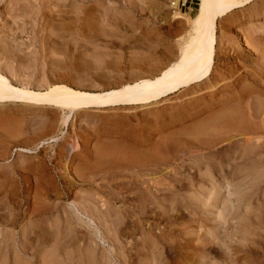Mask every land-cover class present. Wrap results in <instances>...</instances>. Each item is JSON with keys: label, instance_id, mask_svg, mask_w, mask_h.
<instances>
[{"label": "rangeland", "instance_id": "obj_1", "mask_svg": "<svg viewBox=\"0 0 264 264\" xmlns=\"http://www.w3.org/2000/svg\"><path fill=\"white\" fill-rule=\"evenodd\" d=\"M198 2L86 0L87 8L84 10L90 14L94 12L92 19H95L96 14L99 20L98 11L101 10L110 17V21L116 18L124 26L120 28L119 34L110 26V35L101 40H87L77 36L72 26H61L63 22L69 23L75 14H81L83 9L77 8L79 0H0V72L8 76L13 84L36 89H45L55 83L78 89L76 84H83L82 89L88 85L94 90H101L103 85V89H108L105 83L123 74L120 72L123 68L127 72L134 70L131 63L146 60L150 49L160 50L157 45L174 51L178 49L176 43L188 38L190 25L188 19L177 18L182 12L193 19ZM255 13L263 15L264 3H252L236 10L231 17L223 16L218 20L219 59H216L212 76L217 75L219 69L227 74L230 71L231 74L223 73L227 79L220 89L213 93L202 90L197 98L204 101L209 97L211 99V96L217 99L227 93H239V90L240 93L245 92L244 100H235L229 106L225 105L226 108L223 106L227 110V115L223 117H213L214 111L223 110V107H217L214 111L206 110L197 115L177 118L175 114L178 106H183L188 99L186 96L176 98L177 94L174 93L152 107L81 110L69 123H64L66 111L54 107H34L23 103L0 106V261L7 259L0 264H147L149 260L142 259L146 250L145 241H160L159 238H163L162 256L152 264H203L207 261L213 264H264V162L256 163L248 159L250 151L242 150V141L246 136L258 134L260 141L264 142V116L260 117L261 120L258 118L253 121L248 115V104L255 97L258 96L264 105V23L263 19L260 20L262 15L254 16ZM250 23H257L258 27L248 32ZM235 29L238 33H234ZM237 38L241 44L237 52L246 55V60L238 59L243 54L238 55L232 45ZM64 77L68 80L56 81ZM158 110L163 111L165 117L156 120L146 114ZM131 113L135 115L131 120H113L116 115L123 117ZM225 118L233 119L229 121L231 124L225 123ZM45 120L49 124L41 123ZM246 126H249L248 130ZM246 130L252 134L249 135ZM135 149L137 153L145 154L142 163L129 169H108V174L97 172L96 166L100 162L97 160L100 157L116 162L124 159L128 152H135ZM67 153L69 157L63 165ZM195 153L200 157L192 161ZM260 158L264 160V154L258 160ZM103 160L101 162H108ZM255 163L259 164L255 167ZM95 168L97 170L94 172ZM141 168L146 173L144 177L151 178V182L155 180L165 184L169 178L177 176L180 179L178 182L170 181L174 185L177 183L175 187L178 186L173 199L169 198L171 192H157L152 188L154 194L160 193L159 200H165L160 204L165 206L166 214L155 208L160 206L159 203L152 204L155 210L148 201L141 206V200L139 202L130 193L144 189V185L140 189L139 183L128 177L131 169ZM201 171L213 176L220 184L214 188L221 189L217 202L213 201L212 195L207 194L204 187L206 185L207 188L208 182L201 177ZM221 175H224L223 179L227 178L223 180ZM89 179L91 183L87 182ZM189 190H197L201 195L191 200ZM110 191L112 196L113 191L118 192L116 194L120 200L111 197L108 194ZM178 192L181 195H177ZM187 195L185 204L183 197ZM88 197L94 198L92 203L87 200ZM81 202H89L90 206H85L89 207L91 214L94 213L92 221L75 208L74 205H83ZM101 204L113 212L111 210L109 215L103 216L97 212V209L102 208ZM115 211L122 215L118 223L114 219L117 216ZM224 217L229 220L226 225L221 219ZM133 220H136L135 224ZM188 220H193L194 224H186ZM120 227H123V232L117 229ZM187 227L192 228V233L186 232ZM210 233L217 234L216 241L224 245L225 249L221 248L224 257L210 253L201 258L193 251L200 243L199 237L208 239ZM116 254L121 255L118 257Z\"/></svg>", "mask_w": 264, "mask_h": 264}, {"label": "bare ground", "instance_id": "obj_2", "mask_svg": "<svg viewBox=\"0 0 264 264\" xmlns=\"http://www.w3.org/2000/svg\"><path fill=\"white\" fill-rule=\"evenodd\" d=\"M86 0H79V4H78V9H83V11L81 12V14H75V16H73L69 23H65V22H61L62 25L61 26H66V25H70L72 26L73 32L77 34V36H81L84 38H87V40H94V39H103L104 37L110 35L111 31L110 29H108L110 26L112 27L111 29H113L114 32H117L119 34L120 28H123L124 26L121 25V22H117L116 18L115 19H111L112 21H110V17L108 18L107 14L104 13V11H98V18L96 19L97 15L95 14V19H92L91 17L93 16L92 14H90L89 11H86V9L84 10V8L86 7L85 4ZM264 3V0H199L198 2V7L196 8V12L193 15V19H190L189 15L187 13H182L179 14V17L177 19H181V18H186L189 20V25L190 27L188 28V38L186 40H181L179 42L176 43L177 48L175 51L172 49L170 50L167 47H160L157 45L158 48H161L160 50H155V48L150 49V54L147 55L146 60H143V62L140 60L138 61H133L131 64L133 65L132 68H135L134 70H130V72H127V70H125L124 68L122 69V71H120L121 73L123 72V74H119L120 76H116L112 81H109L107 83H105V85H107L109 88L108 89H103V85H102V89L101 90H94V88L92 87H88V85L86 87H88L87 89H84L86 87H83V84H76L78 88H74L71 87L69 85H64V84H54L51 85L45 89H36V88H31L28 87L26 85H16L13 84L12 81L10 80V78L8 76H6L5 74L0 72V106H5L7 104L10 103H23L26 104L28 106H40V107H54L57 109H61L65 112L64 114V123L70 121H73V118L75 117V115L81 111V110H85V109H102V108H118L120 109H125L127 107V109H134L137 108L138 106L145 107V106H156L157 104H159L160 102H162L163 100H165V98H168L167 96L169 95H173L177 94V96H175L176 98H182L183 96L188 99V101L184 100L185 104L183 106H178L177 112H176V116L177 118H186L188 116L191 115H197L198 113L202 112V111H206V110H213L216 109L217 107H223V106H227L228 104H230L231 102L237 100V101H241L243 99V97L246 95L245 92H241L239 90V93H227L224 94L223 96H221L220 98L218 97L216 98H212L211 99L208 98V100H204L201 101V99L199 100L197 98V95H199L200 91H208V92H215L216 90L221 88V85L224 84V80H226L227 76L226 75H230V71L227 74L226 71V75H224L225 73L222 72L220 69L218 70L217 75L215 74L214 76H212V74L214 73V69H215V62L219 59L217 57L218 55V44H219V38H218V20L219 18L223 17V16H229L230 17L232 15H234V12L238 9H241L245 6H250V4L252 3ZM98 3V2H97ZM255 5V4H253ZM252 5V6H253ZM88 6V5H87ZM97 6V5H96ZM99 7V6H98ZM97 7V8H98ZM87 8V7H86ZM89 8V7H88ZM263 8V7H262ZM102 9V8H101ZM144 9V8H143ZM250 9V8H249ZM255 9V8H254ZM253 9V10H254ZM95 10V9H94ZM99 10V8L97 9ZM96 11V10H95ZM43 12V11H42ZM97 12V11H96ZM247 12V11H246ZM256 12V11H255ZM258 12V11H257ZM110 13V12H109ZM113 13V12H112ZM180 13V11H179ZM173 14V13H172ZM241 14V12H240ZM250 14V13H249ZM43 15V13H42ZM91 15V16H90ZM116 15V14H115ZM119 15V14H118ZM178 15V14H177ZM176 15V16H177ZM258 15H262L260 13H255L254 16H258ZM117 16V15H116ZM160 16V15H159ZM112 17V16H111ZM114 17V16H113ZM112 17V18H113ZM251 17V16H250ZM248 18V17H247ZM237 19V18H236ZM263 19V20H262ZM225 20V19H224ZM264 23V13L261 16V19ZM181 21V20H180ZM185 21V20H184ZM253 21V20H252ZM127 22V21H126ZM186 22V21H185ZM232 22V21H231ZM256 22V21H255ZM49 23V22H48ZM60 23V22H59ZM181 23V22H180ZM51 24V23H49ZM57 24V23H56ZM188 24V22H187ZM246 24V23H245ZM177 25V24H176ZM261 25V24H260ZM185 26V25H184ZM183 26V27H184ZM188 26V25H187ZM257 23H250V25L248 26V32L253 31L251 29L256 28ZM49 27V26H48ZM47 27V28H48ZM229 27V26H228ZM46 28V27H45ZM50 28V27H49ZM61 28V27H60ZM69 28V27H68ZM135 29V28H134ZM177 29V28H176ZM240 29V28H239ZM244 29V28H243ZM180 31V30H179ZM238 33L237 29L234 30V33ZM247 31V30H246ZM57 32V31H56ZM161 32V31H160ZM46 33V32H45ZM53 33V32H52ZM69 33V32H68ZM71 34V33H70ZM123 34V33H122ZM249 34V33H248ZM54 35V34H49ZM57 35V34H55ZM222 35V34H221ZM229 35V34H228ZM45 36V35H44ZM251 36V34H250ZM103 37V38H102ZM222 37V36H221ZM63 38V37H62ZM75 38V37H74ZM77 38V37H76ZM116 38V37H115ZM159 38V37H158ZM245 38V37H244ZM234 39V38H233ZM49 40V39H48ZM231 40V39H230ZM229 40V41H230ZM159 41V40H158ZM257 41V40H256ZM163 43V42H161ZM174 43V42H173ZM232 43V42H231ZM1 44V43H0ZM160 44V43H158ZM162 45V44H161ZM170 45V44H169ZM168 45V46H169ZM234 48L236 49V53L237 49L240 47V40L237 38L233 44ZM135 46V45H134ZM156 46V45H155ZM165 46V45H164ZM228 46V45H227ZM146 47V46H145ZM229 47V46H228ZM173 48V47H172ZM233 48V49H234ZM243 48V47H242ZM149 48H147L148 50ZM231 49V48H230ZM234 49V50H235ZM101 50V49H100ZM151 50H155L153 53L151 52ZM220 50V49H219ZM146 52V50H144ZM230 52V50H228ZM109 52V51H108ZM220 52V51H219ZM226 52V51H225ZM235 52V51H234ZM244 52V51H243ZM149 53V52H148ZM228 53V52H227ZM240 53V52H239ZM238 55H242L239 54ZM255 53V52H254ZM248 54V53H247ZM225 55V54H224ZM227 55V54H226ZM231 55H234L231 53ZM230 55V56H231ZM237 55V56H238ZM251 55V54H250ZM228 56V55H227ZM236 57V55H234ZM223 57V56H222ZM226 57V56H225ZM224 57V58H225ZM251 57V56H250ZM218 58V59H217ZM223 58V59H224ZM228 59V57H226ZM225 58V59H226ZM246 58V55L244 56V54L240 57H238V59L240 60H244ZM217 59V60H216ZM233 60V59H230ZM228 60V61H230ZM237 60V58H236ZM238 60V61H239ZM240 60V61H241ZM246 60V59H245ZM227 61V60H226ZM231 62V61H230ZM251 62V61H250ZM232 63V62H231ZM237 64V62H235ZM245 63V62H244ZM238 64H242V63H238ZM219 65V64H218ZM233 65V64H232ZM231 65V67H232ZM245 65V64H244ZM110 66V65H109ZM230 66V65H229ZM228 66V68H229ZM236 66V65H235ZM243 66V65H242ZM244 67V66H243ZM120 68V67H118ZM219 68V67H218ZM67 69V68H66ZM226 69V68H225ZM232 69V68H231ZM229 69V70H231ZM1 70V69H0ZM6 71V70H5ZM217 71V70H216ZM215 71V72H216ZM239 71V70H238ZM119 72V71H118ZM232 72V71H231ZM224 73V74H223ZM115 75V74H114ZM101 77V76H100ZM257 77V76H256ZM229 78V77H228ZM52 79V78H51ZM101 79V78H100ZM231 79V78H230ZM255 79V78H254ZM65 80H68L64 78H58L56 81L57 82H64ZM109 80V78H108ZM107 80V81H108ZM74 81V80H72ZM74 83V82H73ZM79 83V82H78ZM82 83V82H81ZM264 84V83H263ZM85 86V83H84ZM94 86V85H93ZM97 87V86H96ZM106 87V86H105ZM101 88V85H100ZM99 89V87H98ZM235 89V88H234ZM249 90V89H248ZM237 91V90H236ZM253 91V90H252ZM177 92V93H176ZM220 94V93H219ZM251 94V93H250ZM257 94V93H256ZM255 94V95H256ZM258 95V94H257ZM219 96V95H218ZM183 97V98H184ZM216 97V96H215ZM254 97V96H253ZM245 98V97H244ZM251 99V98H249ZM259 97H255L254 99H252L249 104H248V115L250 116V118L254 119H258L262 116H264V105L263 102L259 101ZM183 100V99H182ZM203 100V99H202ZM244 100V99H243ZM264 101V100H263ZM234 103V102H233ZM181 104V103H180ZM225 106V108H226ZM229 106V105H228ZM238 106V105H237ZM129 107V108H128ZM236 107V106H235ZM234 107V109H235ZM223 107V110L221 109L218 111H214V115L213 117H223L225 115H227V110ZM239 108V107H238ZM218 109V108H217ZM233 109V108H232ZM245 109V108H243ZM159 111V110H158ZM148 112L146 114L151 115V117H154V119L158 120L160 118H163V116L165 115L163 113V111H159V112ZM166 111V110H165ZM164 111V112H165ZM232 111V110H231ZM235 111V110H234ZM240 111V110H239ZM190 112V113H189ZM217 112V113H216ZM80 113V112H79ZM166 113V112H165ZM235 113V112H234ZM246 114V113H245ZM114 115V114H113ZM124 115V114H123ZM131 113L130 114H125L123 117H121L120 115H116L113 120L115 121H119L121 119H125V120H131L132 118L135 117V115H133ZM173 115V114H171ZM229 115V114H228ZM85 117V116H84ZM145 117V116H144ZM165 117V116H164ZM172 117V116H171ZM193 117V116H192ZM236 117V116H235ZM140 118V117H139ZM143 119V117H141ZM233 118V117H232ZM238 118V117H237ZM251 118V119H252ZM141 119V120H142ZM210 119V118H209ZM223 119V118H222ZM63 120V119H62ZM173 120V119H172ZM226 122L225 123H230L233 119L228 120L227 118L224 119ZM261 120V118H260ZM264 120V119H263ZM91 121V120H90ZM152 121V120H151ZM230 121V122H229ZM259 121V120H258ZM257 121V123H258ZM112 122V121H111ZM41 123H44V125L46 123L49 124V122L42 121ZM69 123V122H68ZM87 123V122H86ZM89 123V122H88ZM91 123V122H90ZM98 123V122H97ZM250 125H252L251 122H249ZM95 124V123H94ZM161 124V123H160ZM203 124V123H202ZM231 124V123H230ZM43 125V124H42ZM47 125V124H46ZM121 125V124H120ZM197 125V124H196ZM228 125V124H227ZM255 125V124H254ZM263 125V124H262ZM94 126V125H93ZM163 127V126H162ZM230 127V126H229ZM231 128V127H230ZM249 126H246V129L248 130ZM252 128V127H251ZM250 128V130H251ZM245 129V128H244ZM261 129V128H260ZM92 130V129H91ZM102 130V129H101ZM235 131H238V129H233ZM246 130V132H248ZM245 131V130H244ZM253 131V128H252ZM251 131V132H252ZM243 132V131H242ZM241 134V133H240ZM246 134V133H245ZM249 134V132H248ZM252 134V133H250ZM249 134V135H250ZM258 135V134H257ZM246 136L242 143H243V148L242 150H248L250 152H248L249 158L250 160H255L254 162L257 163V161H263L264 160L261 158L258 160V158L260 156H262L264 154V142L260 141V137L258 136ZM262 135V133H261ZM129 136V135H128ZM140 138V137H139ZM146 138V137H145ZM54 140H56V138H53ZM166 139V138H165ZM144 140V139H143ZM240 140V139H238ZM242 140V139H241ZM169 141V140H168ZM122 142V141H121ZM171 142V141H170ZM69 143V142H66ZM178 143V142H177ZM235 143V142H234ZM233 143V145H234ZM72 144V143H71ZM70 144V145H71ZM164 144V142H163ZM240 144V143H239ZM236 145V144H235ZM65 146V145H64ZM242 146V145H241ZM68 147V146H67ZM66 148V146H65ZM64 148V149H65ZM137 148V147H136ZM237 148V147H236ZM235 148V149H236ZM22 149V148H21ZM28 150V149H27ZM76 150V149H75ZM131 150V149H130ZM195 150V149H194ZM241 150V149H240ZM30 151V150H29ZM68 151V150H67ZM127 151V150H126ZM132 151V150H131ZM128 152L126 156H124V159H121L119 161L116 162H109L108 159H104V160H108V162H105L103 160V157H100V161L99 164L96 166V168H98L99 173L104 172V174H106L108 171V169H117V167L120 169L122 167L129 169L132 168L133 166H137L138 164L143 162V157L145 156V154H141V153H137L136 149L135 152ZM193 151V150H192ZM221 151V150H220ZM62 152V151H61ZM196 152V151H194ZM224 152V151H223ZM247 152H245L247 154ZM66 153V151L64 152ZM146 153V152H145ZM191 153V152H190ZM203 153V152H202ZM212 153V152H210ZM242 153V152H239ZM244 153V154H245ZM103 154V153H102ZM187 154V153H186ZM192 154V153H191ZM198 154V153H197ZM205 154V153H204ZM201 156L206 157L205 155ZM208 154V153H207ZM221 154V153H220ZM225 154V153H224ZM247 154V155H248ZM61 155V154H60ZM87 155V154H86ZM101 155V154H100ZM105 155V154H103ZM193 155V154H192ZM88 158H90V155H87ZM108 156V155H107ZM189 156V155H188ZM191 156V155H190ZM194 156V155H193ZM241 156H243L241 154ZM68 153L65 155L64 159V164H66L67 160H68ZM92 157V156H91ZM106 157V156H105ZM104 157V158H105ZM181 157V156H180ZM197 157L200 156H196L195 153V158L192 159V161L194 159H197ZM207 157H209V155H207ZM212 157V156H211ZM244 157V156H243ZM122 158V157H121ZM145 158V157H144ZM147 158V157H146ZM246 158V160H247ZM93 159V158H92ZM128 159V161H126ZM186 159V158H185ZM201 159V158H200ZM207 159V158H206ZM216 159V158H215ZM245 159V158H244ZM101 160H103L104 162H101ZM173 160V159H172ZM112 161V160H110ZM152 161V160H151ZM203 161V158H202ZM208 161V159H207ZM145 162V161H144ZM196 162V161H195ZM201 162V161H200ZM251 162V161H250ZM148 163V162H147ZM182 163V162H181ZM252 163V162H251ZM254 164L255 167L258 164ZM204 165L206 164L205 162L203 163ZM120 165V166H119ZM123 165V166H121ZM201 165V164H200ZM263 166V165H261ZM259 167V166H258ZM95 168L94 172L97 170ZM144 168V167H143ZM131 169V172L129 174V178H131V181L133 182H138L139 183V187L140 189L142 188V185H144V189L142 188L141 191H139V189H137L136 191H130V193H132L135 198L137 197L139 202L141 200V206L142 203H145L146 201L149 202L150 205L152 204H160L163 202L164 199H161V195H159L160 193H155L152 191V188L157 191V192H162V191H169V193L171 192L169 198H172L174 196H176V187L178 188V186L175 187V185L177 184H171V180L173 181H179V178L176 177H172L169 178V181H165L166 185L164 183H162V181H150L151 178L147 177L145 178L144 176H146V173H144V169ZM177 168V167H175ZM179 168V167H178ZM206 168H208V166H206ZM205 168V169H206ZM242 168V167H241ZM240 168V169H241ZM159 169V168H158ZM200 169H202V167H200ZM238 169V168H237ZM244 169V168H243ZM24 170V169H23ZM193 170V169H192ZM198 170V169H197ZM65 171V169H64ZM67 171V170H66ZM174 171V170H173ZM200 171V170H199ZM209 171V170H208ZM221 171V170H220ZM236 171V169H235ZM146 172V171H145ZM193 172V171H192ZM201 177L204 179H207L205 181H207V188L205 185V190L207 192V194L212 195V199H214V202H217V196L218 194L221 192V189H214L215 187H218L220 184L217 183L214 180L213 176H210L208 173H204L203 171H201ZM241 172V171H240ZM26 173V172H25ZM98 173V174H99ZM129 173V172H128ZM177 174H180V172H176ZM221 173V172H220ZM250 173V172H249ZM108 174V173H107ZM171 174V173H170ZM175 174V172H174ZM173 174V175H174ZM238 174V173H237ZM245 174V173H244ZM24 175V174H23ZM225 175V174H224ZM222 179H223V176ZM85 177V176H84ZM200 177V178H201ZM91 178V177H90ZM161 178V177H160ZM166 178V177H165ZM187 178V177H185ZM194 178V177H193ZM218 178V177H217ZM227 178V177H226ZM224 178V179H226ZM249 178V177H248ZM116 179V178H115ZM167 179V178H166ZM219 179V178H218ZM223 179V180H224ZM236 179V178H235ZM51 180V179H50ZM112 180V179H111ZM110 180V181H111ZM162 180V178H161ZM218 181V180H217ZM230 181V180H229ZM233 181V180H231ZM86 182V181H85ZM89 183H91L92 181H90V179L87 181ZM197 183V182H196ZM204 183V182H202ZM191 184V183H190ZM110 185V184H109ZM115 185L116 184H112ZM174 185V186H173ZM185 184H183L184 186ZM13 186V185H12ZM101 186V185H100ZM129 186V185H128ZM136 186V185H134ZM188 186L190 187V185L188 184ZM1 187V186H0ZM175 187V188H174ZM192 187V185H191ZM197 187V186H196ZM106 188V187H105ZM113 188V187H112ZM133 188V187H132ZM131 188V189H132ZM138 188V187H137ZM195 188V187H194ZM191 188V189H194ZM200 188V187H198ZM190 189V188H188ZM201 189V188H200ZM119 190V188H118ZM148 191L146 192V191ZM226 190V189H225ZM15 191V190H14ZM166 191V192H167ZM179 191V190H178ZM204 191V190H203ZM11 192V191H10ZM115 191H113V196L116 199V201H119L120 199L117 197L118 192L114 193ZM188 192L191 193L192 196H190L189 198L191 200H194L197 198V196L201 195L200 192H198L197 190L195 191H191L189 190ZM18 193V192H17ZM184 193V191H183ZM98 194V193H97ZM109 195L112 196V191L108 192ZM116 194V195H114ZM167 194V193H165ZM163 194V196L165 195ZM8 195V194H7ZM14 195V194H13ZM17 195V194H16ZM177 195H181L179 192ZM186 195V194H184ZM205 195V193L203 194ZM10 196V195H9ZM93 196V195H92ZM162 196V197H163ZM166 196V195H165ZM207 196V195H205ZM179 196H177L178 198ZM187 196H184L183 199L185 200V204H187ZM204 197V196H203ZM134 198V199H135ZM168 198V197H167ZM227 198V197H226ZM6 199V198H5ZM26 199V198H25ZM111 199V198H110ZM132 199V198H131ZM171 199V200H172ZM199 199V198H198ZM202 199V197H201ZM19 200V199H18ZM90 203H92V201L94 200V198L88 197L87 199ZM123 200V199H122ZM143 200V201H142ZM177 200V199H176ZM221 200V199H220ZM14 201V200H13ZM162 201V202H161ZM165 201V200H164ZM175 201V199H174ZM200 201V200H199ZM227 201H230L229 199ZM75 202V201H74ZM89 202H81L83 203V205L81 206H76L75 208L77 209V211L81 214L86 216L89 220L92 221L91 217L93 214H91L89 207L87 208L85 205L89 204ZM177 202V201H176ZM224 202V201H223ZM16 203V202H15ZM164 203V202H163ZM166 203V202H165ZM195 203V202H194ZM221 203V202H220ZM231 203V202H230ZM6 204V203H5ZM60 204V203H59ZM140 204H138L140 206ZM147 204V203H145ZM219 203H217L218 205ZM225 204V202H224ZM223 204V205H224ZM229 204V203H228ZM104 204H101V207ZM107 205V204H106ZM123 205V204H122ZM137 205V207H138ZM168 204H166L167 206ZM178 205V204H177ZM193 205V204H192ZM10 206V205H9ZM25 206V205H24ZM90 206V204L88 205ZM144 206V204H143ZM200 206V205H199ZM220 206V205H219ZM6 207V206H5ZM8 207V206H7ZM14 207V206H13ZM92 207V206H91ZM148 207V205L146 206V208ZM177 207V206H176ZM182 207V206H180ZM103 208V209H102ZM99 208L97 209V212H100L103 216H107L110 214L111 212V208L107 207L104 208ZM140 208V207H139ZM153 208V205H152ZM155 208H157V211L160 213H164L165 212V206L162 204L155 206ZM168 208V207H167ZM185 207H183L184 209ZM197 208V207H196ZM222 208V207H221ZM238 208V207H237ZM236 208V209H237ZM7 209V208H5ZM144 209V208H142ZM154 209V208H153ZM172 209V208H171ZM174 209V208H173ZM193 209V208H192ZM227 209V208H226ZM232 209V208H231ZM116 210V209H115ZM141 210V209H140ZM150 210V209H149ZM155 210V209H154ZM181 210V209H179ZM178 210V211H179ZM229 210V208H228ZM9 211V210H8ZM11 211V210H10ZM92 211V210H91ZM145 211V210H143ZM152 211V210H151ZM182 211V210H181ZM199 211V210H198ZM220 211V210H219ZM113 212V210H112ZM116 212V211H115ZM114 212V213H115ZM127 212H130L129 210H127ZM142 212V210H141ZM167 212V211H166ZM165 212V214H166ZM174 212V210H173ZM224 212V211H223ZM222 212V213H223ZM226 212V211H225ZM232 212V211H231ZM9 214V213H8ZM130 214V213H129ZM132 214V213H131ZM142 214V213H141ZM148 214V213H147ZM150 214V212H149ZM158 214V213H157ZM190 214V213H189ZM221 214V213H220ZM227 214V213H226ZM44 215V214H43ZM116 221L118 223V221L122 220L121 218V214L119 212H116ZM15 216V215H14ZM13 216V218H14ZM97 216V215H96ZM96 220H98V216L96 217ZM112 216V215H111ZM197 216V215H196ZM227 216V215H226ZM9 217V216H8ZM43 217V216H42ZM41 217V218H42ZM110 217V216H109ZM114 217V216H113ZM125 217V216H124ZM123 217V218H124ZM134 217V216H132ZM10 218V217H9ZM48 218V217H47ZM100 218V217H99ZM107 218V217H106ZM111 218V217H110ZM129 218V217H128ZM194 218V217H193ZM225 218V217H224ZM109 218H107L108 220ZM138 219V218H137ZM187 219V218H186ZM224 220V225H226L227 223H229V220H227V218L223 219ZM42 220V219H41ZM45 220V219H44ZM94 220V219H93ZM100 220V219H99ZM127 220V219H126ZM132 220V219H131ZM195 220V219H194ZM231 220V219H230ZM10 221V220H9ZM40 221V220H39ZM111 221V220H110ZM113 221V222H116ZM129 221V220H128ZM134 221V220H133ZM136 221V220H135ZM135 221L132 222L135 224ZM28 222V221H27ZM97 222V221H96ZM99 222V221H98ZM122 222V221H121ZM138 222V221H137ZM181 222V221H180ZM32 223V222H31ZM41 223V222H40ZM39 223V224H40ZM94 224H96L95 222H93ZM110 223V222H109ZM120 223V222H119ZM28 224V223H27ZM26 224V225H27ZM112 224V223H110ZM115 224V223H113ZM112 224V225H113ZM131 224V223H130ZM184 224V223H183ZM186 224H194L193 220H188V222H186ZM196 224V223H195ZM35 225V224H34ZM64 225V224H63ZM97 225V224H96ZM29 226V225H28ZM26 226V228L28 227ZM52 226V225H51ZM99 226V225H97ZM135 226V225H133ZM140 226V225H139ZM113 227V226H112ZM117 227V226H116ZM129 227V226H128ZM132 227V226H131ZM25 228V227H24ZM22 228V229H24ZM29 228V227H28ZM37 228V227H36ZM65 228V227H64ZM136 228V227H135ZM142 228V227H141ZM39 229V228H38ZM111 229V228H110ZM119 231L123 230V227L117 228ZM6 230V229H5ZM27 230V229H26ZM35 230V229H34ZM55 230V229H54ZM186 232H190L192 233V228L187 227ZM33 231V230H31ZM41 231V230H40ZM43 231V229H42ZM41 231V232H42ZM47 231V230H46ZM198 231V230H197ZM1 232V231H0ZM22 232V231H21ZM28 232V231H27ZM26 232V234H27ZM55 232V231H53ZM61 232V231H60ZM123 232V231H122ZM150 232V231H149ZM215 232V231H214ZM7 233V232H5ZM58 233V232H57ZM120 233V232H119ZM160 233H163V231H160ZM9 234V233H8ZM118 234V233H117ZM3 235V234H2ZM13 235V234H12ZM46 235V234H45ZM115 235V234H114ZM148 235V234H147ZM154 235V234H153ZM24 236V235H23ZM119 236V234H118ZM209 236V235H208ZM218 235L217 234H213L210 233V236L208 239H204L199 237V241L200 243L193 249V251L195 253H198V255L202 258L205 256H208L210 253H218L219 255L221 254L222 257H224V254L221 250V248L224 247V245H219V240L216 241V237ZM12 237V236H11ZM20 237V236H19ZM114 237V236H113ZM116 237V235H115ZM153 238L155 237L152 236ZM6 238V236H5ZM14 238V237H13ZM22 238V237H21ZM26 238V237H25ZM157 238V236H156ZM57 239V238H56ZM146 239V238H145ZM151 239V238H150ZM149 239V240H150ZM158 239V238H157ZM163 239V238H162ZM159 238L160 241H156V239H152L151 241H148V239H146V245H144V248H146V250L144 251V253L142 254V259L144 260H149V262L151 263H147V264H152L153 261L157 260L158 258H160V256H162V247L163 244L161 243V240ZM2 240V239H1ZM7 240V239H6ZM21 240V239H20ZM116 240L118 241L119 239L116 238ZM12 241V240H11ZM116 241V242H117ZM140 241V240H139ZM198 241V242H199ZM3 242V240H2ZM17 242V241H16ZM23 242V241H22ZM120 242V241H118ZM24 243V242H23ZM115 243V242H114ZM26 245V244H25ZM119 245V244H118ZM11 246V245H9ZM55 246V245H54ZM53 246V247H54ZM220 247V248H219ZM10 248V247H9ZM121 248V246H120ZM18 249V248H17ZM26 249V248H25ZM225 249V247H224ZM1 250V247H0ZM4 250V249H3ZM2 250V251H3ZM13 250V249H12ZM119 250V249H118ZM117 251V250H116ZM83 252V251H82ZM2 253V252H1ZM34 253V252H33ZM42 253V252H41ZM118 253V252H117ZM4 254V252L2 253ZM6 254V253H5ZM11 254V253H10ZM39 255V254H38ZM117 255V254H116ZM121 254L117 255L118 257ZM13 256V255H12ZM19 256V255H18ZM73 256V255H72ZM213 256V255H212ZM218 256V255H216ZM227 256V255H226ZM2 257V256H1ZM7 257V255H6ZM45 257V256H44ZM50 257V256H49ZM90 257V256H88ZM5 258V257H4ZM12 258V257H11ZM14 258V257H13ZM57 258V257H56ZM213 259V257H211ZM2 259V258H1ZM15 259V258H14ZM17 259V258H16ZM50 259V258H49ZM86 259V258H85ZM221 259V258H220ZM5 260V259H2ZM2 260L0 261V263L2 262ZM7 260V259H6ZM5 260V262H6ZM18 260V259H17ZM41 260V259H40ZM78 260V259H77ZM203 260V259H202ZM208 260V259H207ZM210 260V259H209ZM9 261V260H8ZM11 261V260H10ZM88 261V260H87ZM123 261V260H122ZM161 261V260H160ZM224 261V260H223ZM13 262V261H12ZM46 262V261H44ZM19 263V262H18ZM157 263V262H156ZM155 263V264H156ZM3 264V263H2ZM15 264V263H14ZM21 264V263H20ZM92 264V263H91ZM144 264V263H143ZM203 264H213L210 261H207ZM221 264V263H219Z\"/></svg>", "mask_w": 264, "mask_h": 264}]
</instances>
